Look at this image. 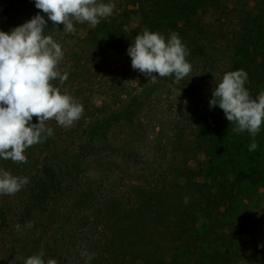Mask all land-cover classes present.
<instances>
[{
  "label": "trees",
  "instance_id": "1",
  "mask_svg": "<svg viewBox=\"0 0 264 264\" xmlns=\"http://www.w3.org/2000/svg\"><path fill=\"white\" fill-rule=\"evenodd\" d=\"M215 1L118 0L113 14L94 28L101 45L88 56L72 52L65 68L59 70L68 79L63 85L59 80L52 82L57 87L69 84L70 95L83 105L70 136L67 128L49 120L47 127L53 135L25 150L26 163L0 158V169L29 181L14 195H0V264H24L41 250L45 261L52 258L59 264H64L63 255L69 250L70 255L82 250L92 254L91 260L84 257V264H239L243 242H262V232L235 224L229 215L233 192L224 187L214 190L188 165L193 150L220 147L226 117L218 106L210 107L209 101L224 73L243 69L248 76L245 87L253 99L264 91V0L243 9L231 31L213 26L201 14ZM28 6L29 0H8L0 15V31L9 32L39 13L47 21L48 34L47 15L39 9L32 13ZM145 28L166 40L171 32L177 33L189 55L207 56L209 50L222 48L227 61L219 76L208 77L197 92L190 89L189 81L182 83L183 90L195 94L198 107L186 117V129L174 135L176 159L168 182L164 178L157 184L129 183V188L117 192L104 181H96L91 166L99 160L128 158L133 144L125 142V136L120 141L113 127L120 125L131 134L140 126L133 110H117L105 101L97 105L86 94L97 80L88 60L99 69L104 60L126 58L129 69L112 74L108 84L111 91L127 96L133 73L142 74L131 67L127 49ZM199 68L205 72L204 66ZM31 122L37 123L36 117ZM202 215L204 228L197 224ZM29 221L33 222L30 229L25 226Z\"/></svg>",
  "mask_w": 264,
  "mask_h": 264
},
{
  "label": "rangeland",
  "instance_id": "2",
  "mask_svg": "<svg viewBox=\"0 0 264 264\" xmlns=\"http://www.w3.org/2000/svg\"><path fill=\"white\" fill-rule=\"evenodd\" d=\"M110 1L117 6L118 0ZM257 1L259 0H216L204 7L201 14L213 26H222L223 29L231 31L237 27L243 9H250ZM6 5L8 0H4V7ZM28 8L32 13L37 11L35 0H29ZM50 23L51 29L46 35H52L61 44L64 52L59 70L65 68L72 52L79 51L80 54L88 56L90 51L101 45L98 42L99 35L87 22H74L75 31L71 33L65 32L62 24L56 25L55 29L53 22ZM210 51L207 56L197 53L187 56L186 60L191 64L192 71L179 82L175 81L174 76H157L156 81L152 82L143 74L133 73L130 76L132 79L127 82L132 86L127 96L111 91L108 84L112 74L120 75L129 69L126 58L104 60L99 69L94 66L93 61L88 60L92 71L96 69L94 79L97 80L90 88L92 91L85 90L86 94H90L97 105L105 101L110 107L118 108L117 110H133L134 121L140 126L134 131L129 130L131 134L120 125L113 127L114 133H119L116 136L120 137V141L125 136V142L133 144L134 152L125 159L119 157L114 161L95 162L91 167L92 177L96 181H104L109 189H116L117 192L129 188V183L150 185L157 184L164 178L168 182L173 175L172 163L176 159L172 149L174 135L181 128L186 129V117L198 107L195 94L183 90L182 83L189 81L190 89L197 92V88L203 87L208 77L215 79L219 76L227 61L228 54H224L222 48ZM201 66L205 67V72L198 69ZM200 74L201 77L197 80ZM59 88L62 93L70 94L69 84ZM258 95L256 93L255 98ZM233 127L226 119L221 129V149H195L190 153L188 165L196 171L200 181L214 190L219 191L224 187L228 192H233V201L227 211L235 224H243L246 229L251 228L256 233L262 232L263 240L260 244L243 242V256L239 264H253L254 261L256 264H264V123L255 137L258 144L255 151L248 150L253 140L251 134L247 130L234 132ZM67 130V136H70V127ZM67 143H70V137ZM220 150L222 153H219ZM225 206L226 202L223 207ZM197 224L200 228L206 226L204 215L199 217ZM81 252L83 250L73 254V250V255H70L69 250L68 255H63L64 264H84L85 259Z\"/></svg>",
  "mask_w": 264,
  "mask_h": 264
},
{
  "label": "clouds",
  "instance_id": "3",
  "mask_svg": "<svg viewBox=\"0 0 264 264\" xmlns=\"http://www.w3.org/2000/svg\"><path fill=\"white\" fill-rule=\"evenodd\" d=\"M35 7L47 15L54 28L62 24L63 30L71 33L74 22H87L95 28L102 18L113 14L115 5L101 0H35ZM46 24L44 16L37 13L9 32L0 31V158L15 163H26L25 150L53 135L52 128L47 127L49 120L68 128L84 111L82 103L52 83L59 80L63 85L68 74L59 71L64 52L52 35L45 34ZM127 53L131 67L152 82L157 76H174L179 82L192 71L186 60L189 53L175 32L166 40L159 32L145 28L135 36ZM247 79L243 69L224 73L212 90L209 105L223 110L234 132L247 130L253 137L248 150L255 151V137L264 123V91L253 99L245 87ZM33 117L37 123L31 122ZM28 182L27 177L0 169V195H14ZM25 226L30 229L33 222ZM81 255L93 258L86 250ZM43 257L41 250L24 264H59L56 259L45 261Z\"/></svg>",
  "mask_w": 264,
  "mask_h": 264
},
{
  "label": "built area",
  "instance_id": "4",
  "mask_svg": "<svg viewBox=\"0 0 264 264\" xmlns=\"http://www.w3.org/2000/svg\"><path fill=\"white\" fill-rule=\"evenodd\" d=\"M5 7H4V0H0V15L2 14V12H3V10H4Z\"/></svg>",
  "mask_w": 264,
  "mask_h": 264
}]
</instances>
